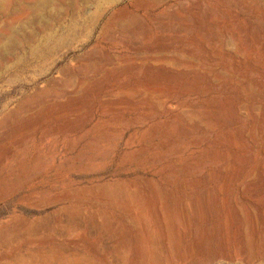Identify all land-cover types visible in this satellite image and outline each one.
I'll return each instance as SVG.
<instances>
[{"label":"rangeland","instance_id":"obj_1","mask_svg":"<svg viewBox=\"0 0 264 264\" xmlns=\"http://www.w3.org/2000/svg\"><path fill=\"white\" fill-rule=\"evenodd\" d=\"M39 13L0 51V264H264V0Z\"/></svg>","mask_w":264,"mask_h":264},{"label":"bare ground","instance_id":"obj_2","mask_svg":"<svg viewBox=\"0 0 264 264\" xmlns=\"http://www.w3.org/2000/svg\"><path fill=\"white\" fill-rule=\"evenodd\" d=\"M55 1L64 2L66 0H0V51L4 50L14 39V35L17 33L14 26L19 20L38 16L40 11L51 7Z\"/></svg>","mask_w":264,"mask_h":264}]
</instances>
